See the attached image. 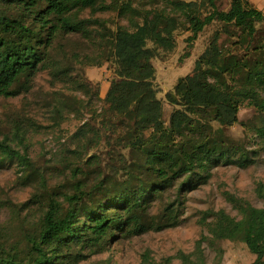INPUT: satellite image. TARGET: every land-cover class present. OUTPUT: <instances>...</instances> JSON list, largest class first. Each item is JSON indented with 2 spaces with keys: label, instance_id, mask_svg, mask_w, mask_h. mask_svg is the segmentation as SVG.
<instances>
[{
  "label": "trees",
  "instance_id": "1",
  "mask_svg": "<svg viewBox=\"0 0 264 264\" xmlns=\"http://www.w3.org/2000/svg\"><path fill=\"white\" fill-rule=\"evenodd\" d=\"M144 1L157 0H139V4ZM163 1L164 8L142 12L134 5L137 0H0V97L28 91L38 72L51 65L55 41L72 32L95 36L115 75L104 98L95 94L103 102L95 110L102 128L85 122L72 135L76 147L70 153L79 162L66 165L71 171L68 189L49 196L37 228L25 236L22 247L9 248L0 237V264H72L86 257L81 249L96 252L112 232L142 234L175 226L183 212V194L206 184L212 166L246 167L252 162L247 152L223 145L218 135L209 133L214 131L213 123L228 127L239 122L245 102L264 112V53L250 64L246 58L225 52L214 39L194 71L181 77L167 94L176 107L169 123L163 118V103L154 85L153 59L162 48L173 49L179 14L192 28L189 48L216 21L225 33L232 36L237 31L251 43L258 26L264 25V11L248 0H231L228 10H220L209 0L212 11L202 16L193 1ZM87 8L93 14L114 10L129 24L109 30L99 21L96 35L88 30L91 20L76 16L78 10ZM184 55L190 56L189 50ZM103 130L110 146L116 140L115 146L129 151V158L118 152L123 160L119 168L115 153L107 151L105 164L113 167L109 176L103 173L105 160L97 153L89 155V147L103 138ZM256 133L263 136L264 126L257 127ZM15 163L35 173L33 159L6 137L0 140V168ZM121 170L123 180L118 179ZM39 179L40 188L45 187L44 176ZM177 185V199L165 201L166 192ZM159 200L164 202L161 213L153 215L152 204ZM237 203L242 218L220 213L222 224L213 233L221 239L242 240L256 255L249 264H264V207L245 200ZM74 253L75 259L70 258ZM181 256V264H206L200 247ZM140 264L173 263L157 262L145 252Z\"/></svg>",
  "mask_w": 264,
  "mask_h": 264
},
{
  "label": "rangeland",
  "instance_id": "2",
  "mask_svg": "<svg viewBox=\"0 0 264 264\" xmlns=\"http://www.w3.org/2000/svg\"><path fill=\"white\" fill-rule=\"evenodd\" d=\"M183 1L196 3L202 16L212 11L209 0ZM213 1L220 10L230 8L231 0ZM248 1L264 11V0ZM134 5L146 12L162 9L166 2L144 1L140 5L137 0ZM76 16L91 20L87 22L88 30L95 34L99 21L104 22L109 30L129 24L127 18L120 17L114 10L93 14L87 8L78 10ZM177 18L173 49L162 48L153 59L156 70L154 85L163 103L166 123L176 108L169 103L167 94L174 91L181 77L194 71L198 59L214 39L225 52L246 58L250 64L263 58L264 53V25L258 26L259 31L251 44L237 31L232 36L225 33L223 25L216 21L207 25L188 48L191 25L183 15L179 14ZM254 46L260 47L254 49ZM99 48L93 35L82 31L62 34L54 43L51 65L38 72L30 89L14 97H0V140L8 137L14 148L22 153L26 151L35 162V173L24 171L16 163L4 164L0 168V237L6 240L9 248L22 247L25 236L37 228L49 196L68 189L71 171L66 165L69 163L67 167H70L72 163L79 162L70 153V149L76 147L72 135L85 122L102 128V118L96 111L103 106L101 98L105 97L115 75L112 62L105 60L106 56H102ZM187 50L190 56L186 57L184 53ZM96 93L101 98L95 96ZM238 117L239 122L228 127L213 123L214 131L209 135H218L223 145L247 152L252 159L248 166L227 163L212 166L211 178L206 184L183 194L179 224L142 234L112 232L96 252L90 248L81 249L86 257L72 264H140L145 252H150L157 262L168 263L171 260L173 264H181L182 253L193 254L199 247L206 264L252 263L256 255L246 243L239 239L217 238L213 233L222 224L220 213L242 218L237 201L245 200L255 207H264V135L256 133L257 127L264 126V112L245 102ZM220 128L222 131H217ZM103 132L98 144L89 147V155L97 153L105 160L103 173L109 176L113 167L105 164L109 155L107 151L115 153L117 168L123 164L118 152L129 158V151L115 146L116 140L110 146ZM120 173L118 179L123 180L124 172L121 170ZM41 175L46 179L43 188H40ZM177 192L178 185L166 192L165 201L177 199ZM163 204L162 200L154 202L152 214L159 215ZM70 258L75 259V253Z\"/></svg>",
  "mask_w": 264,
  "mask_h": 264
}]
</instances>
